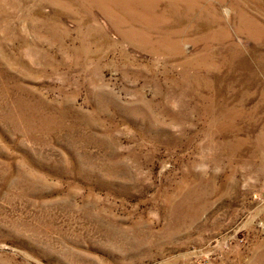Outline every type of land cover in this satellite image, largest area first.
Segmentation results:
<instances>
[{
  "label": "rangeland",
  "instance_id": "374dc122",
  "mask_svg": "<svg viewBox=\"0 0 264 264\" xmlns=\"http://www.w3.org/2000/svg\"><path fill=\"white\" fill-rule=\"evenodd\" d=\"M0 264H264V0H0Z\"/></svg>",
  "mask_w": 264,
  "mask_h": 264
}]
</instances>
